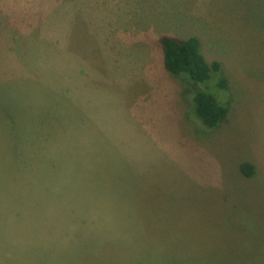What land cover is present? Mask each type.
I'll return each instance as SVG.
<instances>
[{
  "label": "rangeland",
  "instance_id": "rangeland-1",
  "mask_svg": "<svg viewBox=\"0 0 264 264\" xmlns=\"http://www.w3.org/2000/svg\"><path fill=\"white\" fill-rule=\"evenodd\" d=\"M160 36L219 63L216 129ZM0 264H264V0H0Z\"/></svg>",
  "mask_w": 264,
  "mask_h": 264
},
{
  "label": "trees",
  "instance_id": "trees-1",
  "mask_svg": "<svg viewBox=\"0 0 264 264\" xmlns=\"http://www.w3.org/2000/svg\"><path fill=\"white\" fill-rule=\"evenodd\" d=\"M157 43L164 71L187 83L188 88L181 95L185 96V101L190 105L194 119L205 130L216 129L225 120L228 111L225 102L220 99L228 87L221 76L219 63L204 60L194 37L179 40L160 36ZM212 90L219 93L215 99L209 95ZM238 173L244 178H250L253 176V168L243 163L238 167ZM155 258L159 260L163 256L157 254Z\"/></svg>",
  "mask_w": 264,
  "mask_h": 264
}]
</instances>
